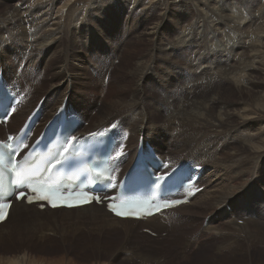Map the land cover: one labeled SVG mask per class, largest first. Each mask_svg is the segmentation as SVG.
Segmentation results:
<instances>
[{
    "label": "rangeland",
    "instance_id": "rangeland-1",
    "mask_svg": "<svg viewBox=\"0 0 264 264\" xmlns=\"http://www.w3.org/2000/svg\"><path fill=\"white\" fill-rule=\"evenodd\" d=\"M38 1L0 0V18L1 16H7V11L15 6H20L22 11L26 13V17L28 13L32 15L28 19L23 17L22 29L13 28L6 34L13 36V32L16 36L25 38V32H31L30 34H40L44 45L53 41L44 43L49 30L43 27V30L40 31L37 25H45L47 19L50 18V11H53V15H56L59 5L65 0L54 2L52 8L51 0ZM70 3L68 6L71 9L66 6L59 14L60 31L51 35L54 36L52 38H55L54 40L56 41L49 46L48 51L41 53L39 56L26 55L27 49L23 44L19 43L23 42V39L19 38L17 41H15L16 39L10 41L5 39L4 42L0 41V75L4 76L6 83H9L8 78L19 76L25 71L29 76L35 75L33 80L41 82L44 86L35 90L36 92L34 91L31 96L32 100L28 105L29 109L34 105L40 106L39 119L45 111L46 96L51 90V93L54 94L53 104H50L51 101L49 100L50 107L46 108L48 110L51 109L49 119L61 109L60 107L55 111L54 107L59 104V94L62 92L70 94L69 98L72 99L73 104L93 103L95 106L105 110L109 103L117 102V106L126 109L132 101V97H136V90L139 92V85L142 84L146 88L142 105L146 112L155 115L157 118V123L154 124L162 126V117L167 111L174 108L178 101H181L180 99L183 98L181 102L188 109L189 99L181 97L188 94L176 90L185 83H193L194 81L199 83L197 85V93H192L188 97L194 95L203 96V92L205 96H208L216 91L205 90L201 85L203 82L197 79L198 76L189 73L190 68L188 65L177 58L176 49H172L170 52L171 46L174 47L177 43L183 45L185 37L188 39L190 36H199L204 40L205 45L203 44V47L208 51L219 53L211 54L214 63L231 67L235 62L233 53L241 51V49L233 47L232 42L225 45V39L236 40L239 39L238 37L240 39L243 37L242 40H246V43L254 39L260 45V51L256 52L258 57H253V62L258 67L253 73L252 69L248 71L251 73L249 77H254L253 83L242 88L241 91L224 84L217 86V89L221 96L223 95L222 104L227 106L225 109L232 111L229 119L231 118L233 122H240L241 119L239 117L242 114L246 115V117H251L250 121L245 125L248 128H254L251 133L256 134L258 139L253 142L264 140V131L262 133L257 130L264 129V107L262 106L264 105V98L259 99L262 94L264 96V0H70ZM39 4H46L47 8L39 10V12L36 9V5ZM23 7H25L24 10ZM237 17L240 18L238 19ZM248 17H256V23L253 22L246 26L245 23ZM233 21L237 23L233 24ZM238 24L239 27H236L235 25ZM26 26H29V29L25 28ZM71 27L75 29L73 35L69 34ZM235 32L239 34L233 36L232 39L229 35ZM224 37L226 38L224 39ZM196 46L197 43H192L187 48L185 43L182 47L184 50L187 48L196 51ZM65 52L68 54L67 56H64ZM245 52H241L239 56L242 53L246 55L247 52ZM54 56H57L58 59L52 61L51 59ZM65 58H67L66 61H64ZM141 66L143 71L140 70ZM200 69L202 70L203 68L201 67ZM176 72L179 73L177 74ZM173 75L175 76L173 77ZM255 80L261 83H254ZM47 89L48 91H46ZM44 90L48 93L47 95H45ZM252 92L256 93L251 94ZM257 94L260 96L257 97ZM73 104H67L65 107L71 113H76ZM23 105L21 103L18 109L21 110ZM217 105L220 104L216 102L211 110L218 108ZM27 111L26 114L28 113ZM97 119L98 116L95 117V120ZM21 121L22 117L17 121V125H15L17 123L15 121L14 127L5 126L3 129L0 128V139L4 137L6 131L14 133ZM89 126L91 125L89 124ZM103 127L98 129H105ZM78 128L81 130L79 135L86 134L82 131V129L86 128L84 120ZM102 130H99V132ZM158 132L164 135L167 140L164 139L163 143L159 140L153 143L150 136L147 137V140L152 145L157 144L163 150H167L172 142V138H169L170 130H166L162 126L161 129L159 127ZM120 155L122 156V153ZM259 155L261 157L257 159L259 161L256 164V169H258L257 176L264 180V150L256 156ZM179 158H182L181 161H185V163L190 165V162L186 161L184 157L180 156ZM205 173L208 175V170ZM205 173H203L204 177L206 176ZM210 174L211 171L209 170ZM215 177V175H212V181ZM250 179H252V175L247 172L244 180H238L235 184L238 190V192L234 193L236 194L235 200H237L238 214L246 213L259 219H264V186L256 182L252 184ZM246 181L249 182L245 184ZM210 191L211 188H207V192ZM207 196H209V193H207ZM223 205H221L220 210H223L226 214L231 213L229 211L232 206L230 202L226 203L225 206ZM98 207L102 209L104 206ZM209 212L202 211V214ZM52 214L58 216L60 213ZM219 217L218 211L210 213V218L215 221ZM14 218L13 213L9 222L1 227L0 232L4 231L5 233V229L11 226L14 229L16 226L14 227L13 225L20 223V219L16 221ZM196 219V225L193 223L192 231L197 235L204 234L205 232L203 231L208 218L200 216L196 217ZM234 222L238 226L244 225L243 219L237 218L234 219ZM182 224L184 225L186 222ZM146 229H135V235H130L127 239L124 237L125 233H121L120 229H117L116 233L109 235L97 236L98 234H93L90 237L89 234H83L80 229L70 231L59 229L54 233L47 231L46 233L49 234L45 239L41 240L37 238L41 233L31 236L20 234V232L13 233L12 231L7 237L4 235L0 236V264H204L206 259L213 264L225 262L226 264H239L237 263L239 260L242 264H246L243 251L246 243H244V246L238 244L237 246L239 247L236 246L234 248V254L221 257L219 259L223 261H219L216 258H211L208 254L209 251L213 252L212 248L216 245L213 241L216 238L212 239V235L209 236L207 233L202 238L201 249L192 253L190 257L183 254L179 249L173 251L166 244L169 230L157 235L153 228H148L153 234L147 233ZM8 230L11 231V229H7V232ZM251 231L255 238L252 240L254 244L250 246L251 256L249 258L256 261L260 259V262L262 261V264H264V245L257 243L260 239L264 241V222H260V226L251 228ZM68 236L69 238H67ZM63 239L65 240L63 241ZM158 239H163L166 242L162 243L161 246L156 245L155 243ZM95 245L98 246L95 247ZM128 250H137L136 252L139 254L148 251L152 255H156L159 250H164L168 254L166 261L161 259L162 261L147 263L139 254L130 256ZM174 253H180L181 257H176ZM21 256L24 260L21 259Z\"/></svg>",
    "mask_w": 264,
    "mask_h": 264
},
{
    "label": "bare ground",
    "instance_id": "bare-ground-1",
    "mask_svg": "<svg viewBox=\"0 0 264 264\" xmlns=\"http://www.w3.org/2000/svg\"><path fill=\"white\" fill-rule=\"evenodd\" d=\"M40 1L45 2V0H39L38 2ZM59 1L60 0H51V8L54 6V2ZM70 4V0L62 1L58 7L59 10L57 9L58 13H56V15H53V11H50V18L47 19L45 25H37L40 31L43 30V27L49 30L47 32V39L44 41V43L53 40L51 43L44 45L42 36L40 34H30L31 32H25V38L23 36L18 37L13 32V36H9L8 34H6V32H9L11 29L13 30V28L22 29L23 17L25 19H28L30 16H32L28 13L26 17V13L22 11V8L20 6L11 7V9L7 11V16H1L0 41L4 42L5 39H9V41L12 39H16L15 41L19 40V38L23 39V42L19 43L23 44L24 47L27 49L26 55H31L33 57L39 56L41 53L48 51L49 46H51L56 41L54 40L55 38H52L54 36L51 35L57 33V31H60L59 27L61 25L59 20V14L66 6ZM46 8V4L36 5L37 11L44 10ZM48 8L50 9V7ZM68 8H70V6H68ZM24 9L25 7H23V10ZM75 14L77 15V13ZM255 18L256 17H248L247 22L245 23L246 26H249L251 23L255 22ZM235 22L233 21V24ZM235 26L239 27V24ZM25 28L29 29V26H26ZM70 29L71 31L69 30V34L73 35L75 29L72 27ZM152 29H154V27H152ZM236 34L239 33L235 32L229 36L232 38ZM137 37L139 38V36ZM225 38L226 37H224V39ZM238 38L239 39L236 40H227L226 38V44L224 43L225 45H228L229 42H232L233 47L241 49V51H235L233 53V56L235 57V62L234 65L231 67L222 66L220 64L214 63L211 54L219 53L213 52L211 50L208 51L205 47H203L202 45H205L204 40L201 39L199 36L194 35L190 36L188 39L186 37L184 38V44L186 43L187 48L189 45L191 46L192 43H197L196 51L191 49L189 50L187 48L184 50L182 47L184 44L179 45L177 43L174 45V47L171 46L170 52L172 51V49L177 50H175V52L178 53L177 58H179L181 61H184V63L188 65V67L190 68L189 73L198 76L197 79H200L203 82L202 84L200 82L203 88L205 90H210V92H212L213 90L216 91L212 92L211 95L208 96H205L203 92V96L194 95L188 97V95H191L192 93H197V85L199 84L198 81H194L193 83H185L183 86L176 89L177 91L184 92V94H188L187 96L181 97H184V99H189L190 102L187 109L185 105H183L181 102L183 101V98L180 99L181 101H178V104L174 108H171L169 111H167L161 119L162 123H160L164 128H166V130H170L169 138H172V142L169 145V148H167V150H163L157 144H155L156 146L152 145V143L147 140L148 136L152 138L153 143H155V141L157 140L163 143V140L167 139L164 137V135L158 132L159 127L161 129L162 126L160 124L159 126L154 124L157 123V118L155 117V115L146 112L142 105L146 94V88H144L141 83L138 88L139 92H137L136 90V97H132V101L126 109H124V107L117 106V102H114L113 104L109 103L105 110H102L101 107L95 106L93 103L73 104L72 99L69 98L70 94L65 92L59 94V104L54 107V110L56 111V109H59L60 107L66 109L67 107L65 106L67 104H73L74 110L76 111V113L74 114L81 117L86 123V128L82 129V131L85 133H98L99 130H102V128H98L102 126H104L105 128H109L111 126L114 127L112 130H110V133H119V141L116 145L115 153H122L121 159L113 172V176L116 179L120 178L124 174V171L131 166L132 162L134 161L138 146H144L145 143H149L156 150L158 157L161 158L163 161L169 163L167 170L173 167L182 166L185 161H181L182 158L179 157H184L186 161L190 162L189 166L197 167L198 172L200 173L199 178L196 181V185L201 187V190H199L188 201V203L179 205L172 209H167L160 213H156L153 216L144 220H133L114 217L110 212L104 209L105 207L100 209L94 203L70 209L45 208L42 211L36 204H29L24 199L20 201L13 200L14 202L11 203L7 218L4 220V222L0 223V229L1 227H3V225L9 222L13 213L15 216L14 219L16 221L20 219V223H15L13 225L14 227L16 226L14 229L12 228V226L6 228L5 233L4 231L0 232V236L4 235L7 237V235L12 231L13 233L20 232V234H28L31 236L36 233H41L40 236L37 237L39 240H41L45 239L49 233H54L56 230L59 229L62 231L80 229L83 234H89V237L93 234H98L97 236H102L103 234L109 235L112 233H116V230L120 229L121 233H125L124 237L127 239L130 235H135V229H148L151 227L155 230V232H157V235L161 234L163 231L169 230V234L167 236L168 242L166 244H168V246L172 248L173 251L179 249L182 251L183 254L190 256L192 253L197 252L201 249L200 247L203 242L202 238L205 236V234L208 233L209 236L212 235V239L216 238L213 241V243L216 244L212 248L213 252H208L211 258H216L219 261H223L219 258L234 254V248L238 244L244 246V243H246L245 248L243 250L245 254L243 255L245 256L246 264H262V261L260 262V259L256 261L252 258H249V256H251L250 246L254 244L252 243V240L255 238V235H253L251 228L260 226V222H264V219H259L255 216H251L246 213L238 214V210L236 207L237 200H235L236 194L234 193L238 192L237 187L235 186L236 182L241 179L244 180V176L247 172L251 173L252 175V179H250L252 180V184L256 182L264 186V180L260 176H257L258 169H256V164L258 161L257 159L261 157L260 155H256L264 150V140L253 142L254 140L258 139L256 134L251 133V130L253 131L254 128L251 129L246 127L245 125L250 121L249 119H251V117H246V115L242 114L239 117L241 119L240 122H233L231 118L229 119V115L232 114V111H230V109H225V107L227 106L222 104L223 95L221 96V93L217 89V86L224 84L236 88L237 91H241L242 88L253 83L254 77L250 78L249 76H251V73H249L248 71L252 69L253 73L258 67L254 64L253 57H258L256 52L260 51V45H258V43L254 41V39L249 40V42L246 43V40H242L243 37L241 39L240 37ZM243 49L247 52V54L244 55V53H242L241 56H239L241 52H244ZM67 55L68 54L65 52L64 56ZM54 59L57 60L58 57L54 56L51 60L53 61ZM66 59L67 58H65L64 61H66ZM201 67L203 68L202 70L200 69ZM142 68L143 67L141 66L140 70L143 71ZM176 73L178 74L179 72ZM175 75H173V77ZM31 76L32 75L29 76L25 73V71H23L21 74H19V76H14L11 79L8 78L9 83H6L4 76L1 74V86L3 87V85L6 83L7 86H10L11 91H17L20 97V101L14 106V110L9 116L7 123L0 125V128L3 129L5 126L14 127L13 125L15 121L17 122L22 117L21 124L18 125L16 129L18 130L22 123L25 121V119L35 109L36 105H34L31 109H29L28 106L32 100L31 96L33 95L35 90H37L38 88H43L44 86L41 84V82H36V80H33V77L35 75H33L32 77ZM257 80H255L254 83H261ZM46 91H48V89ZM46 91L44 90L45 95L48 94L46 93ZM51 92L52 90L46 96L45 111L44 113H42L41 118L36 124L34 128L35 134L31 139H33L40 132L47 119H49V116L51 115V109H46L50 107V101V104H53L52 100L54 94H52ZM255 93L252 92L251 94ZM50 95L52 96L50 97ZM262 95L259 99L264 98V96ZM258 96L260 95L257 94V97ZM216 102H218V104L220 105H217L218 108L211 110ZM21 103L24 104V108L22 106V109L19 110L18 108ZM262 106L264 107V105ZM28 109L29 111H27ZM26 111L28 112L27 114ZM96 116H98L97 120H95ZM17 124L18 122L15 125ZM89 124L91 126H89ZM257 130L258 132L262 133L264 131V129ZM7 133L11 132L6 131L4 136ZM76 133L80 134L81 130L78 128L73 134ZM207 170L208 175L205 173ZM209 170L211 171L210 175ZM203 173H205V177ZM212 175L216 176L213 181L211 179ZM249 181H246L245 184ZM207 188H211V191L207 192ZM111 193H115V191ZM207 193H209V196H207ZM228 202H230V204L232 205L231 208H229V211H231V213L226 214L223 210H220V207L222 204H224L223 206H225ZM202 211L210 212L202 214ZM212 211H218L220 217L217 221L210 218V213ZM52 213L60 214L57 216ZM200 216H206L208 218V222L206 223V226L203 231L205 233L197 235L192 231L194 226L193 223L196 225V217ZM237 218L244 220L243 226H238L237 223L234 222V219ZM184 222H186V224L183 225L182 223ZM7 229H11V231L8 230L7 232ZM47 231L49 233H46ZM142 236L145 237L144 235ZM67 238H69V236ZM64 240L65 239H63V241ZM164 242L166 241L163 239H158L157 242L154 243L156 245L161 246V244ZM257 243L264 245V241L262 239L258 240ZM96 246L98 245H95V247ZM111 246L113 245L111 244ZM136 251L137 250H128V254L130 256L139 254ZM142 254L139 255L143 258L145 262L148 263L152 261L156 262L158 260L162 261L163 259V261H166L168 253L164 250H159L156 255H152L151 253L149 254L148 251H144ZM174 254L176 257H181L180 253ZM21 259H23L22 256ZM182 261H184V259H182ZM237 263L242 264L240 260ZM204 264L213 263L210 260L206 259ZM215 264H226V262Z\"/></svg>",
    "mask_w": 264,
    "mask_h": 264
},
{
    "label": "snow or ice",
    "instance_id": "snow-or-ice-1",
    "mask_svg": "<svg viewBox=\"0 0 264 264\" xmlns=\"http://www.w3.org/2000/svg\"><path fill=\"white\" fill-rule=\"evenodd\" d=\"M72 140L75 141L76 138L73 137ZM3 147H7V145H4ZM64 153L69 154L70 150L68 148H65ZM14 155H15V149L9 150V158L7 159V161H5L3 155H0V169L9 170V171L15 170L16 164L12 158ZM69 159H70V155H65L64 160L57 158L55 160V162L51 165V167L55 168L57 165H61L63 163H66ZM9 165L11 166L10 168H9ZM23 186H25V185H23V182H21L16 187H17V189H20ZM26 187H27L29 192L34 194V196L28 195V193L25 191H18L16 193V196H15V198L17 200L26 199L28 201V203H34V202H36V199H39L41 201H49L53 207H56L57 206V204H56L57 199H63L65 201V203L68 204V206H72L69 203V200L73 197H82V202H84V203L91 202V199H95L97 202H99V199H100L98 196L92 197L90 199L87 196V194L83 193V192L68 193L67 196H65L63 194V192L52 191L50 188H46V187H34V186H32L31 183L27 184ZM11 194L12 193H9V195H11ZM173 203H179V201H175ZM170 206H172V204H169L166 202L162 207L167 208ZM9 207H10L9 203H0V220L6 219V213L4 210L8 209ZM109 207L112 209V211L116 212L117 215H122L121 212L117 211L115 205H110ZM156 207L158 210L161 208L160 205H157Z\"/></svg>",
    "mask_w": 264,
    "mask_h": 264
}]
</instances>
